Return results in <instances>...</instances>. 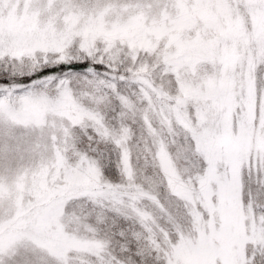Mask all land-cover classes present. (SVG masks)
I'll use <instances>...</instances> for the list:
<instances>
[{
    "label": "snow or ice",
    "instance_id": "1",
    "mask_svg": "<svg viewBox=\"0 0 264 264\" xmlns=\"http://www.w3.org/2000/svg\"><path fill=\"white\" fill-rule=\"evenodd\" d=\"M0 264H264V0H0Z\"/></svg>",
    "mask_w": 264,
    "mask_h": 264
}]
</instances>
